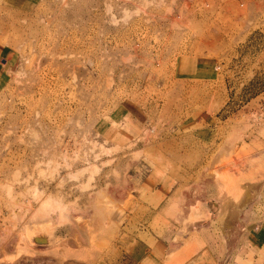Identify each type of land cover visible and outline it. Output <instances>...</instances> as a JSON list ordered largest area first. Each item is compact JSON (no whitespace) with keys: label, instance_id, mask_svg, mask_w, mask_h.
I'll list each match as a JSON object with an SVG mask.
<instances>
[{"label":"rangeland","instance_id":"rangeland-1","mask_svg":"<svg viewBox=\"0 0 264 264\" xmlns=\"http://www.w3.org/2000/svg\"><path fill=\"white\" fill-rule=\"evenodd\" d=\"M143 260L264 264V0H0V264Z\"/></svg>","mask_w":264,"mask_h":264},{"label":"bare ground","instance_id":"bare-ground-1","mask_svg":"<svg viewBox=\"0 0 264 264\" xmlns=\"http://www.w3.org/2000/svg\"><path fill=\"white\" fill-rule=\"evenodd\" d=\"M133 159H134V158H133ZM135 159H136V158H135ZM227 184H228L229 186H228V188H227V187H226V188L229 189L230 191H232L233 188H234V184L230 183V181L227 182ZM231 184L233 185V187H232ZM235 186H236V185H235ZM237 187H238V186H237ZM99 193H100V192H99ZM192 199H193V198H192ZM196 200H197V199H196ZM194 201H195V200H194ZM47 202H48V204H49V201H47ZM183 202H185V201H183ZM50 203H51V202H50ZM108 203H109V202H108ZM189 203H190V202H189ZM189 203H188V205H190ZM193 203H194V202H193ZM193 203H192V205H193ZM48 204H47V205H48ZM45 206H46V205H45ZM108 206H109V205H108ZM221 206H222V204H221ZM221 206H220V207H221ZM54 208H55V207H54ZM58 208H59V207H58ZM110 208H111V207H110ZM110 208H109V209H110ZM51 209H52V208H51ZM56 209H57V208H56ZM106 209H107V208H106ZM106 209H103V210L106 211ZM221 209H222V208H221ZM225 209H226V208H224V211H225ZM53 210H55V209H53ZM58 210H59V209H58ZM226 210H227V209H226ZM228 210H229V209H228ZM228 210H227V211H228ZM231 210H232V208L230 209V211H231ZM53 212H54V211H53ZM93 212H94V211H93ZM172 212H173V211H172ZM187 212H188V211H187ZM234 212H235V211H234ZM232 213H233V212H232ZM236 213H237V210H236ZM174 214H175V213H174ZM180 214H181V213H180ZM233 214H234V213H233ZM221 215H222V214H221ZM230 215H232V214H230ZM235 216H236V215H235ZM101 220H102V219H101ZM230 220H231V219H230ZM194 221H195V220H194ZM201 221H202V220H201ZM227 221H228V220H227ZM102 222H103V221H102ZM205 222H206V221H205ZM205 222H204V223H205ZM90 223H91V222H90ZM100 223H101V222H100ZM232 223H233V222H232ZM206 224H207V223H206ZM234 224H235V222H234ZM200 225H201V224H200ZM96 226H97V225H96ZM99 226H100V225H99ZM188 226H189V225H188ZM205 226H207V225H205ZM235 226H236V225H235ZM200 227H204V225H203V226H200ZM80 228H81V227H80ZM82 228H83V227H82ZM84 228H85V227H84ZM101 228H102V226H101ZM186 228H187V227H186ZM186 228H185V229H186ZM191 228H192V227H191ZM206 228H207V227H206ZM235 228H236V227H235ZM233 229H234V228H233ZM186 230H187V229H186ZM235 230H236V229H235ZM72 231H73V230H72ZM207 231H208V230H207ZM207 231H206L205 233H207ZM231 231H232V230H231ZM237 231H238V230H237ZM234 232H235V231H234ZM202 233H203V232H202ZM205 233H204V234H205ZM83 234H84V233H83ZM237 234H238V233H237ZM201 235H202V234H201ZM201 235H200V236H201ZM207 235H209V233H208ZM231 237H232V236H231ZM231 237H230V238H231ZM86 238H88V237H86ZM233 238H234V237H233ZM192 239H194L195 241H197L196 243H198L199 246H200V245L203 246V243L205 244V242L202 240V238L199 237L198 232H197V233L194 232L192 236H190V237H188V238L186 239V242L184 243V245H185V246H186V245H189V246H190V244L193 243ZM205 239H206V238H205ZM205 239H204V240H205ZM237 239H238V238H237ZM207 240H208V239H207ZM80 241H81V240H80ZM235 241H236V240H235ZM196 243H195V244H196ZM198 244H197V245H198ZM193 246H194V245H193ZM202 246H201V247H202ZM169 247H170V246H169ZM195 247H196V246H195ZM171 248H172V247H171ZM185 249H187V247H186ZM185 249H184V252H185ZM190 249H192V248H189L187 251H189ZM196 249H197V247H196ZM170 250H171V249H170ZM192 250H193V249H192ZM193 251H194V250H193ZM193 253H194V252H193ZM193 253L191 252L190 254H193ZM182 256H183V254H182ZM183 257H184V256H183ZM189 257H190V256H189ZM171 258H172V257H171ZM185 258H186V257L181 258V261H184L183 259H185ZM187 259H188V258H187ZM46 261H48V260H46ZM166 261H167V260H166ZM173 261H174V260H173ZM176 262H177V261H176ZM43 263H44V262H43ZM43 263H42V264H43ZM51 263H52V262H51ZM53 263H54V262H53ZM150 263H151V262H150ZM171 263L173 264V263H175V262H171V260H170V262H168L167 264H171ZM182 263H183V262H182ZM46 264H47V263H46ZM48 264H49V263H48Z\"/></svg>","mask_w":264,"mask_h":264},{"label":"crops","instance_id":"crops-1","mask_svg":"<svg viewBox=\"0 0 264 264\" xmlns=\"http://www.w3.org/2000/svg\"><path fill=\"white\" fill-rule=\"evenodd\" d=\"M168 199H169L170 202H171V200H172V196L170 195V196L168 197ZM158 204L160 205V202H159ZM164 204H166V202H164ZM160 206H161V205H160ZM153 210H154V209H153ZM156 210H157V209H156ZM158 210H161V207H160V209H158ZM156 214H157V213L154 211L152 216L154 217ZM173 233H174V232H173ZM153 236H155V235L153 234ZM199 237L202 238V240H203L204 242L207 241V239L204 240V238H203L202 236L199 235ZM206 237H207V238L209 237V235H207V233H206ZM157 240L160 242V239H157ZM204 245H205V244H204ZM206 248H207V247H206ZM202 250H203V249H202ZM202 250H201L200 252H202ZM149 253H150V251H149ZM208 253H210V249H208ZM198 254H199V253H198ZM198 254H197V255H198ZM152 255H153V254L150 255L151 257L149 258V260L155 262V257L152 256ZM146 259H148V257H147ZM146 259H145V260H146ZM145 260H143V261H141V262H138V263H135V262H134V263H135V264H140V263L142 264ZM132 262H133V261H132ZM187 263H188V262H187ZM187 263H185V264H187Z\"/></svg>","mask_w":264,"mask_h":264}]
</instances>
